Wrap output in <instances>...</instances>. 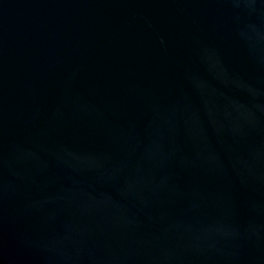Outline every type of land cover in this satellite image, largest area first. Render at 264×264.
Wrapping results in <instances>:
<instances>
[{
  "label": "water",
  "instance_id": "95a60500",
  "mask_svg": "<svg viewBox=\"0 0 264 264\" xmlns=\"http://www.w3.org/2000/svg\"><path fill=\"white\" fill-rule=\"evenodd\" d=\"M0 264H264V0H0Z\"/></svg>",
  "mask_w": 264,
  "mask_h": 264
}]
</instances>
